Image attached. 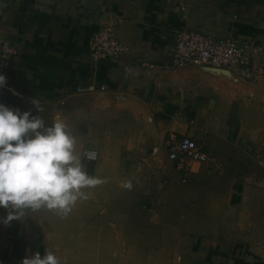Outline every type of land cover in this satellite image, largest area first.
<instances>
[{
	"label": "crops",
	"instance_id": "crops-1",
	"mask_svg": "<svg viewBox=\"0 0 264 264\" xmlns=\"http://www.w3.org/2000/svg\"><path fill=\"white\" fill-rule=\"evenodd\" d=\"M102 28L126 50L92 61ZM182 28L264 44V0H0V41L17 51L6 83L21 94L0 91V103L48 126L60 115L76 154L98 153L81 158L85 171L106 181L84 189L88 199L66 218L42 208L7 226L0 219L1 259L22 264L47 248L61 264H264V166L254 159L264 148V81L174 67ZM85 86L94 91L77 92ZM169 133L204 141L207 159L178 166ZM178 217L190 241L181 242Z\"/></svg>",
	"mask_w": 264,
	"mask_h": 264
},
{
	"label": "clouds",
	"instance_id": "clouds-1",
	"mask_svg": "<svg viewBox=\"0 0 264 264\" xmlns=\"http://www.w3.org/2000/svg\"><path fill=\"white\" fill-rule=\"evenodd\" d=\"M6 82L0 75V87ZM76 143L60 115L48 126L40 115L0 103V208L8 212L0 219L6 226L42 208L66 218L78 200L88 199L84 189L106 182L85 171ZM84 155L94 158V153ZM22 264H61V260L45 248L43 255H28Z\"/></svg>",
	"mask_w": 264,
	"mask_h": 264
},
{
	"label": "built area",
	"instance_id": "built-area-1",
	"mask_svg": "<svg viewBox=\"0 0 264 264\" xmlns=\"http://www.w3.org/2000/svg\"><path fill=\"white\" fill-rule=\"evenodd\" d=\"M90 57L92 61L114 59L121 55L126 46L109 28L95 32L90 41ZM17 53L16 49L4 41H0V75L6 76L10 60ZM171 62L174 67L209 66L230 70L234 75L250 82L264 81V44L255 39L239 40L233 36L216 37L200 31L182 28L175 34V42L170 49ZM143 66L153 64L142 62ZM105 87L101 86L100 90ZM91 86L78 87V93H90ZM85 153H94L93 159H87ZM98 153L95 149L84 148L81 158L94 162ZM167 157L178 161L182 166L184 159L204 162L207 159L206 143L197 142L189 135L177 137L169 133L167 141ZM256 164L264 166V148L254 154ZM0 264H8L0 258Z\"/></svg>",
	"mask_w": 264,
	"mask_h": 264
},
{
	"label": "rangeland",
	"instance_id": "rangeland-1",
	"mask_svg": "<svg viewBox=\"0 0 264 264\" xmlns=\"http://www.w3.org/2000/svg\"><path fill=\"white\" fill-rule=\"evenodd\" d=\"M96 102H97V100H96ZM174 170H176L177 172H179L177 169H176V166L174 165V168H173ZM181 172V171H180ZM184 172L182 171V173H181V175H180V179H179V181L180 182H182L183 184H185V186H184V188H187L188 187V185L190 184L189 183V180L185 177V173L183 174ZM224 181V179H220L219 180V183L220 182H223ZM180 196H182V197H187V196H189L190 195V192L189 193H187V194H185V195H182V193H178ZM179 196V197H180ZM192 196L193 197H195V194H192ZM214 196V198L216 199V201H217V199L220 197V195L219 194H215V195H213ZM200 200V196L199 197H196V199L195 200H193L192 201V204L193 205H197V206H199V203H198V201ZM197 203V204H196ZM139 213L141 212V213H144V220H146V217L148 216L147 215V213L148 212H150L151 213V211H148V210H137ZM197 211V214L199 215V216H201L203 213H202V210L201 209H197L196 210ZM182 212L184 213V211L182 210ZM165 213V216H162V220H165L166 218H167V215H166V212H164ZM200 218V217H199ZM152 219H155V217H153ZM168 219V218H167ZM177 234H178V236H180L179 238L181 239V242L182 243H184L185 242V237L187 236V239L190 241V237H191V235H187V232H186V230H185V226H184V224H182L180 221H182V222H184V219L182 218V217H178L177 218ZM151 221V220H150ZM160 227L161 228H164V225H160ZM152 229H153V232H154V234H156L157 233V227L155 226V225H153V227H151ZM189 236V237H188Z\"/></svg>",
	"mask_w": 264,
	"mask_h": 264
},
{
	"label": "water",
	"instance_id": "water-1",
	"mask_svg": "<svg viewBox=\"0 0 264 264\" xmlns=\"http://www.w3.org/2000/svg\"><path fill=\"white\" fill-rule=\"evenodd\" d=\"M186 67H188V66H186ZM190 67H200V68L206 69L208 71H211L215 74L222 75L224 77L232 79L234 81L245 80L239 76L234 75L230 70L224 69V68H216V67H209V66H190ZM245 81H247V80H245ZM0 91L9 92L16 97L21 96V94L18 90L13 89L7 83L4 86L0 87Z\"/></svg>",
	"mask_w": 264,
	"mask_h": 264
}]
</instances>
